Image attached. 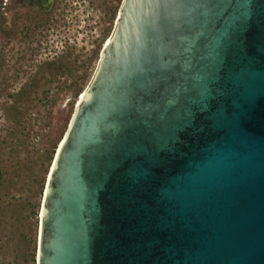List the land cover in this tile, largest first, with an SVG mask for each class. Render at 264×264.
<instances>
[{
    "label": "water",
    "instance_id": "95a60500",
    "mask_svg": "<svg viewBox=\"0 0 264 264\" xmlns=\"http://www.w3.org/2000/svg\"><path fill=\"white\" fill-rule=\"evenodd\" d=\"M37 264H264V0H122Z\"/></svg>",
    "mask_w": 264,
    "mask_h": 264
},
{
    "label": "rangeland",
    "instance_id": "374dc122",
    "mask_svg": "<svg viewBox=\"0 0 264 264\" xmlns=\"http://www.w3.org/2000/svg\"><path fill=\"white\" fill-rule=\"evenodd\" d=\"M50 1L46 23L0 0V264H37L50 168L119 13L111 19L116 0ZM63 57L68 72L53 76Z\"/></svg>",
    "mask_w": 264,
    "mask_h": 264
},
{
    "label": "trees",
    "instance_id": "16d2710c",
    "mask_svg": "<svg viewBox=\"0 0 264 264\" xmlns=\"http://www.w3.org/2000/svg\"><path fill=\"white\" fill-rule=\"evenodd\" d=\"M27 7L37 9L40 11L41 15L44 16V22H49L48 13L51 11L54 1L50 0H21ZM122 3V0H116V5L113 8L111 19L114 17L115 12L119 10L120 5ZM108 33V31H107ZM67 57H63V59L59 62L58 67L55 69V75H64L66 72H68L69 68L67 65H65L64 61ZM50 66L51 64H47ZM81 92V88L78 89L77 93ZM62 133V132H61ZM57 143H55L51 149L50 155H49V163L52 161V156L55 151Z\"/></svg>",
    "mask_w": 264,
    "mask_h": 264
},
{
    "label": "bare ground",
    "instance_id": "6f19581e",
    "mask_svg": "<svg viewBox=\"0 0 264 264\" xmlns=\"http://www.w3.org/2000/svg\"><path fill=\"white\" fill-rule=\"evenodd\" d=\"M79 99H82V94H81V96H80V98Z\"/></svg>",
    "mask_w": 264,
    "mask_h": 264
}]
</instances>
